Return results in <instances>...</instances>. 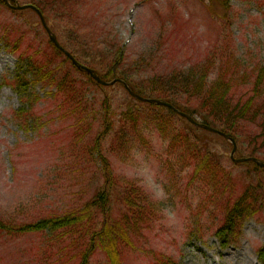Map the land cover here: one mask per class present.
I'll return each instance as SVG.
<instances>
[{
	"label": "rangeland",
	"instance_id": "rangeland-1",
	"mask_svg": "<svg viewBox=\"0 0 264 264\" xmlns=\"http://www.w3.org/2000/svg\"><path fill=\"white\" fill-rule=\"evenodd\" d=\"M72 4L69 17L57 20L52 12L49 17L48 25L62 44L80 62L96 70L101 69L100 60L110 45L121 46L125 60L121 70L139 86L150 84L157 74L203 64L212 56L214 63L219 62L213 64L214 71L223 64L222 54L232 64L223 65L235 67L240 73L264 65V0H229L227 4L221 0L68 2V6ZM57 23H64L65 28ZM16 27L27 31L26 41L30 43L35 38L37 42L46 40L32 11H13L0 3V30H13L9 36L14 37L20 33ZM235 58H244V65L236 67L232 63ZM17 62V56L0 38V219L11 225L61 215L78 208L94 193L100 163L90 148L100 124L93 121V112L104 93L113 100L112 111L119 104L135 100L118 83L89 87L85 92L88 98L94 97L95 104L93 109L86 108L83 116L92 126L88 133H82L75 130L76 119L63 116L65 112L59 114L60 119L53 117L52 97L60 96L58 92L37 85L29 91V98L23 97L26 104L22 95L8 85ZM22 107L38 117L37 124L28 131L21 129L14 118L15 111ZM153 114L155 109L150 110L149 115ZM178 116L172 117L170 134L173 127L175 134L187 126V120ZM140 131V136L128 137L124 145H118L112 136L100 143L113 182L135 183L151 203L148 226L139 241L133 242V248L122 249L120 264H264L257 255L264 245V218L246 221L239 241L222 248L213 233L216 216L212 210L214 215L210 214L211 206L193 188L187 191L177 187L179 180L174 174L168 178L171 162L164 161L167 138L150 117ZM214 142L217 150L228 157L231 146L222 139ZM237 151L235 157L245 154ZM229 166L234 174L247 167L244 163ZM259 175L264 179V171ZM241 180L237 178L236 186ZM59 233L0 232V264H82L81 245L60 242ZM87 264L109 262L96 247Z\"/></svg>",
	"mask_w": 264,
	"mask_h": 264
},
{
	"label": "trees",
	"instance_id": "trees-1",
	"mask_svg": "<svg viewBox=\"0 0 264 264\" xmlns=\"http://www.w3.org/2000/svg\"><path fill=\"white\" fill-rule=\"evenodd\" d=\"M23 1L38 8L46 20L51 12L57 20L69 17L73 8V4L68 6L71 0ZM228 1L221 0L224 4ZM0 3L4 5L2 1ZM59 24L64 27V23ZM16 28L20 33L14 37L9 36L13 34V30H0L2 44L9 47L18 60L8 85L22 95L26 104L27 100L23 97L29 98V91L37 85L47 87L54 93L58 92L60 96L55 94L52 97L55 99L53 117L60 119L62 116L59 114L65 112L63 116L76 119L75 130L88 133L92 122L87 121L83 115L86 108L93 109L95 99L93 96L88 98L85 91L91 86L96 89L101 86L87 74L80 70L78 72L50 41L37 42L35 38L30 43L26 41L27 31ZM23 42H27V45L24 46ZM108 50L100 60V70L88 65L100 78L106 81L120 78L139 95L170 102L198 122L232 136L238 151L245 152L241 157H256L264 162V65L240 73L235 67L223 65L229 64L230 60L222 54L220 61L223 64L220 63L214 71L211 70L213 64L219 62L214 63L215 58L212 56L206 58L203 64L197 63L187 69L175 68L164 74H157L150 84L139 86L121 70L125 61L121 46L110 45ZM244 62V58H235L232 63L240 68ZM234 87H239V90L234 91ZM51 94L53 93L49 95ZM128 97L134 100L129 95ZM134 101L119 104L112 111L110 107L113 100L104 93L101 95L99 108L93 112V121L99 122L100 131L92 139L90 151L96 155L100 168L99 184L90 198L78 208L58 216L47 215L34 222L11 225L0 219V232H60L56 234L60 242L65 240L70 246H75L74 243L81 245L82 264H87L90 253L96 247L104 253L109 264H120L122 249L133 248V242L139 241L142 231L148 226L152 218L151 203L148 195L136 188L135 183L113 182V175L107 158L101 152L100 143L112 136L114 141L119 142L118 145H124L128 137L140 136V127L149 117L168 140L164 159L165 164L166 161L171 162L167 168L168 178L174 174L179 180L177 187L187 191L193 188L211 206L209 212L216 216L213 233L222 248L239 241L246 221L264 218V179L259 175L264 168L247 161L244 162L247 167L234 174L229 165L237 166L242 163L232 162L229 156L224 155L225 152L217 150L215 140L222 139L230 145L222 136L188 121L187 126L176 130L175 134L173 127L170 134L172 117L177 115L173 110ZM151 109H155L156 114L150 116ZM14 118L20 122L21 129L28 131L37 124L38 117L22 107L14 113ZM179 119L185 120L182 117ZM237 178H242L240 186H236ZM123 185L130 187L124 189ZM257 255L259 261L264 262V245L257 250Z\"/></svg>",
	"mask_w": 264,
	"mask_h": 264
},
{
	"label": "water",
	"instance_id": "water-1",
	"mask_svg": "<svg viewBox=\"0 0 264 264\" xmlns=\"http://www.w3.org/2000/svg\"><path fill=\"white\" fill-rule=\"evenodd\" d=\"M3 1H4V2H5L10 8H13V9L32 8V9L36 10V9L34 8V6H32V5H19V4H18L17 2H15V1H13V3H14V5H13V4L10 3L9 0H3ZM36 11H37V13H38L39 16H40L41 21H42L43 25L45 26V28H46V30H47V32H48V34H49L50 39L55 43V45H56L57 47H59V49H61V50L65 53L66 56H68V57L70 58V60L73 62V64H74L76 67L83 69L86 73L90 74V76L93 77V78H94L96 81H98L99 83H101V84H107L106 82L100 80L99 77H98L96 74H94V72H93L91 69H89V68H87V67H85V66H83V65H80L76 60H74V59L72 58V56H71L68 52H66L62 47H60V46L58 45V43L56 42V39H55L54 35H53V34L48 30V28L46 27L45 22H44V20H43V18H42V16H41L40 12H39L38 10H36ZM124 86L126 87V85H124ZM126 88H127V87H126ZM127 90H128V92H129L133 97H135V98H137V99H139V100H141V101L153 102V103L158 104V105H164V106H167V107L171 108L172 110H174V111H175L176 113H178L179 115L185 117L187 120H189V121L192 122L193 124H197L198 126H200V127H202V128H205L206 130H209V131H211V132H214V133H217V134L222 135L224 138H226L227 140H229L230 143L232 144V150H231L230 156H231V158L233 157V154H234V152H235V150H236V144H235L234 139H233L232 137L228 136L226 133L221 132L220 130L215 129V128H212V127H210V126H207V125H204V124L196 123V121H194V119H193L191 116L187 115L186 113H184V112H182V111L177 110V109L174 108L170 103H168V102H166V101L159 100V99H152V98H144V97H141V96H139V95L133 93V92L130 91L128 88H127ZM247 160L254 161V162L257 163L259 166L264 167V162H262V161H260V160H257L256 158H239V159H234V161H236V162L247 161Z\"/></svg>",
	"mask_w": 264,
	"mask_h": 264
}]
</instances>
